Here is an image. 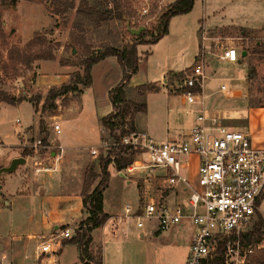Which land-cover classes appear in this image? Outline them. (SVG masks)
I'll return each instance as SVG.
<instances>
[{
	"label": "rangeland",
	"instance_id": "obj_1",
	"mask_svg": "<svg viewBox=\"0 0 264 264\" xmlns=\"http://www.w3.org/2000/svg\"><path fill=\"white\" fill-rule=\"evenodd\" d=\"M69 1L73 3L74 8L63 12L59 3L41 0H14V2L7 0L0 7V89L23 99L14 105L0 103V168L7 167L13 159L18 158L21 151L28 150L27 146L30 143L44 137L46 139L52 137L54 134L52 125L60 117L62 118L57 123L60 134L56 135V138L61 139L63 148H68L72 144L83 148L90 144H98V140L89 135L90 128L93 127L92 117L98 105L102 106L107 102V106H111L109 98L107 100L106 90L119 83L121 79L118 78L121 69L117 63L106 62L95 66L91 74V80L92 75L94 80L93 86L88 91L89 94L83 93L88 87L78 84L76 92L70 91L65 95H59L52 102L47 101L46 97L51 89H58L62 85L71 83L75 73L82 74L83 68L80 62L89 53L107 45L120 48L124 43L134 41L127 36L124 27H127V24L132 28L141 25L135 24V21L139 20L138 10L143 3L150 5L148 17L140 21L141 23L147 21V24H144L146 34L136 43V53L140 60L136 73L130 79L133 80V84L147 81L150 83L146 84V89L143 91L128 83L125 86V96L127 102L145 103V113L135 114L133 124L135 130H144L156 142L175 139L192 126V115L187 113L188 106L182 103L179 87L188 73V68L197 63L196 56L202 50L201 47L199 48L201 34H206L208 31L205 36L216 35L215 30L209 31L215 26L229 29H226L225 33L231 31V28L249 33H264V0H194L190 12L172 17L167 33L151 44L160 29L161 14L175 0ZM115 3L119 4L122 10V19L111 17L97 22L95 17L90 19L76 11L79 6L85 7V5L97 9L105 5L113 9ZM256 36L258 38L251 39V43L254 40H264L260 35ZM213 43L215 42H212L211 50L216 55L217 50ZM233 43L239 48L247 45L242 40ZM206 45L208 46L209 43ZM248 50L251 52V46ZM253 59L255 58L252 57L245 77V104L239 107L241 111L238 115L223 120L229 129L249 131L250 134L251 128L245 125L248 117H254L257 126L262 125L264 121V110L255 112V109L248 108V102L252 107L262 105L264 107V55L258 57L262 64L259 72L256 71ZM204 63L209 68H204L206 80L203 93L216 92L221 85L228 86L229 81L226 79L228 74L226 72L220 74V69L227 64L226 62L205 55ZM236 67L239 68L233 72L235 77L246 72L244 63ZM222 95L215 94L209 100H217ZM208 102V99L204 101L205 114L220 118L218 113L208 110ZM129 122L130 116H127L123 126L128 128ZM21 132L26 136L20 137ZM83 148L79 152L88 155L92 162L87 159L90 162L87 166L92 164L94 173L98 175L92 182L90 187L92 190L102 177L99 165L105 159H92ZM67 152L68 150H65V153ZM42 156L45 157L46 154L43 153ZM128 158L129 155H125L124 159ZM135 158L131 163L132 166L137 164L136 160L148 162L145 154L136 155ZM109 161L111 163L110 166L108 165V178L103 190L105 208L108 212L122 215L125 206H130L134 210L138 207L142 208L147 197L142 195L146 189L144 185L146 178L149 179L147 184L158 197L156 202L161 204L160 202L164 203L168 200L169 190L164 191L152 181V178L162 174L161 169L136 167L131 176H128L131 179L130 184H126V177L115 169L116 160L114 163L110 159ZM187 161V166L182 171L191 185L198 189L196 167L192 160L187 159ZM53 173L49 174L53 175ZM79 175L80 170L73 172L74 181ZM10 176L11 174L0 176V183ZM54 177L51 176L49 179L55 180ZM1 192L0 187V208L4 209L6 206H3L4 196ZM23 205L29 207L27 215L25 213L24 216L20 212V208H26ZM15 208L17 209L11 215L12 225L5 228L10 237L20 233V230H25L26 224H30L36 218L40 204L36 199L30 198L26 203L20 202ZM259 213L264 217V192L259 201ZM129 219H132L129 222L130 227L137 229L136 219L132 217ZM150 220L149 222L142 218L141 229L155 224V219ZM259 221L260 219L255 222V226ZM180 223L159 230L161 243L156 242L155 246L151 244L155 247L156 264H184L182 256L179 258L173 256L170 242L172 229ZM74 230L75 228L71 229L72 233ZM95 235L97 236V231ZM257 242L264 243L260 230ZM78 252L75 243H64L58 253L60 259L58 264L73 263L78 258ZM32 262L28 264H34Z\"/></svg>",
	"mask_w": 264,
	"mask_h": 264
},
{
	"label": "built area",
	"instance_id": "obj_2",
	"mask_svg": "<svg viewBox=\"0 0 264 264\" xmlns=\"http://www.w3.org/2000/svg\"><path fill=\"white\" fill-rule=\"evenodd\" d=\"M149 6V3H143L139 8V20L135 21V24H141L138 26L147 24V21H140L148 17ZM201 40L202 50L196 56L197 63L188 68L179 87L182 103L188 106L187 113L194 117V123L186 133L169 141L156 142L144 130H133L124 135H120L118 130H114L112 135L102 130V139L97 145L87 147L86 151L92 159L107 158L113 163L119 156L124 158L130 152H134L135 156L145 154L147 163L136 160L135 166L131 162L119 171L124 177L131 176L136 167L163 171L156 176V185L178 192L175 203L172 206L159 204L149 196L145 198L142 208L134 210L125 206L117 220L132 217L141 227L142 218L155 219L158 230L167 229L181 220L188 221L195 231L184 264H213L219 255L223 264H264L251 260L258 250L264 249V243L245 242L260 218L259 201L264 192V146H256L248 132L231 130L220 119L205 114L204 58L210 51L202 43L208 38L202 35ZM213 46L217 53L215 55L211 51V54L219 61H237L236 49L221 45V39ZM219 92L230 91L221 85ZM52 131L60 134L59 125H52ZM20 137H23L22 132ZM27 147L28 150L46 153L50 150L49 145L41 139ZM55 150L52 163L30 156L35 173H52L56 169L64 148L58 145ZM192 155L198 157V189L191 185L182 171ZM260 233L264 238V218ZM70 237L71 229L64 228L43 238L36 246L34 264H54L55 254L63 241ZM46 257L52 260L45 262Z\"/></svg>",
	"mask_w": 264,
	"mask_h": 264
},
{
	"label": "crops",
	"instance_id": "obj_3",
	"mask_svg": "<svg viewBox=\"0 0 264 264\" xmlns=\"http://www.w3.org/2000/svg\"><path fill=\"white\" fill-rule=\"evenodd\" d=\"M226 29L227 28H225L224 26H220V27L215 26L209 31L215 30L216 35L211 37L205 36L206 34H208V31L206 32V34L203 33L201 34L204 35L206 38H208V40L202 43L206 46V50H208V52L210 51V54L209 53L207 54L209 57H215V59L217 60L216 56L214 54H211L212 51L211 48H212V42L213 41L218 42L220 39H221V45L233 47L236 49L238 53V59L235 62L236 64L231 62H226L227 64L220 69V74L223 72H226V74H228V77L226 79L229 81V84L226 87L229 89L230 92L223 93L224 95H222L221 94L222 92L218 93L219 92L218 89L216 92H210L208 94H206L205 92L203 93L205 96L204 101H206V99H208L209 101L207 104L208 110L210 109L212 112L218 113L220 115L219 117L221 118L218 119H220L225 125L226 123L223 120L224 119L229 120L230 117H233L234 115H238L241 111L239 107L243 103L245 104L246 101L245 77H246V73L248 72V68L252 60V57L255 58L253 59V62L255 63L256 71L259 72L262 65L260 59H258V57H261L262 55L252 53L253 44L251 43V39L253 40L258 38L256 35H260V37L264 39V33L262 32L249 33L244 30L231 28L230 29L231 31L225 33L224 31ZM236 40L245 41L247 45L243 46V48H239L233 43V41ZM254 41H259V40H254ZM207 43H209L208 46L206 45ZM200 46H201V36H200ZM250 46H251V52H249L248 50ZM106 62L117 63L114 57H107L104 60L92 66L91 74L95 66ZM243 63L246 65V72L243 75L235 77L233 75V72L236 68H239L236 67V65H241ZM204 68L207 69L209 68V66L207 65V67L205 66ZM118 78L119 79L121 78V72H120V77ZM93 80L94 79L92 75L91 85L88 86V89L83 92L84 94H89L88 91L93 86ZM132 82L133 80L130 79L129 80L130 86L141 85L138 83L133 84ZM148 83L150 82L147 81L146 83H142V84H148ZM114 86H110L109 88H107L106 90L107 100L109 98L108 93L111 90V88H113ZM215 94H220L222 96L217 100L210 101L209 98ZM248 108L255 109V112L264 110V107H259V106L248 107ZM112 111H113L112 106L108 107L107 102L102 106L98 105L95 109L96 113H94V117H92L93 127L90 128L91 133L89 135L93 136L94 139L96 138L98 142L102 139L103 137L102 130H104L99 124V120L110 114ZM61 118L62 117H60V119ZM191 118L193 125L194 117L192 116ZM253 118L254 117H248L245 125H247L252 130L251 134L249 131L247 132L251 135L253 143L256 146L261 147L264 146V121L262 125L259 124L257 126ZM60 119H58V121L54 124H57ZM56 135L58 134L54 133L52 137L47 139L46 137H44L45 144L49 145L50 147L48 153H46L45 151L36 150L33 151L30 155H26L25 157H23L25 162L23 164L18 165L13 172L9 173L11 174V176L9 178L3 179L0 183V187L2 190L1 195L4 196L3 206H6V208L4 209L0 208V263L28 264L32 261H33L32 263H34L36 246L43 238L49 237L50 233L60 230L59 228H61L62 226H65L64 228L74 229L77 227L78 223L81 220L85 219L88 216V213L83 209L80 192H81L84 173L87 168V164L92 161H90L88 155L85 156L84 154L79 152L83 147H79L77 145L72 144L70 145V147L64 148L61 161L57 164L56 169L53 171L54 172L53 175L49 173L48 174L35 173L33 171V167L30 160L31 155L44 159L48 163H52L54 161L53 156L56 153L55 148L58 145L60 146L62 145L61 144L62 141H60L61 139L60 138L57 139ZM23 136H26L25 133L23 134ZM91 145L92 144H90V146ZM87 147H89V145L83 149H86ZM65 150H68V152L65 153ZM43 153L46 154L45 157L42 156ZM17 157H22L21 152ZM87 159H89L90 162ZM189 159L193 161L194 166L196 167L195 169L197 170L198 157L192 155L189 157ZM108 167H107V171H108ZM75 170L78 171L80 170V175L79 177H77L76 181H74L72 176ZM2 175H6V174H2ZM51 176H55L53 178L55 180L49 179L51 178ZM147 179L148 178L144 179V185L146 189L143 191L142 195H145L147 197L150 196L154 198L155 201H157L158 197L152 191L151 189L152 187H150L147 184V181L149 180ZM152 179H153L152 181L156 184L157 178L155 177ZM125 181L126 184H130L131 179H129V177L126 176ZM163 190L165 191L167 189H163ZM167 192L169 196L168 200L164 203L163 202L160 203L168 204L169 206H172L173 203H175V200L177 199L179 194L175 190H169ZM30 198L36 199L40 204V210L36 213V218H34V220H32L30 224H26L25 230L23 231L20 230V233L19 232L15 233V236L10 237L9 234L6 232L7 229L5 230V228L6 226L11 227L12 225L11 223L13 221L11 220V215H13L14 211L17 209L15 208V206L19 205L20 202L26 203V201ZM23 206H26V208L25 207L20 208L21 210L20 212L24 216L25 213L27 215L29 207L27 205H23ZM137 209H139V207ZM103 212L108 216V219L105 221L103 225L91 231L90 233L91 240L89 244V249H91L92 251H97V250L99 251L102 264H156L154 246L156 242L161 243V240H159L160 232L158 230L157 222L155 220H154L155 224L153 223L150 227L141 229L143 225L141 227H137L136 225L137 229H134L130 227L131 225L129 224V222L132 219H129L128 217L125 219L117 220V217L121 216L120 214H114L106 210L104 198H103ZM260 216L262 215L260 214ZM150 221L151 220H149V222ZM180 222L179 225H177L172 229L171 231L172 238L170 242H171V247H173L172 250L173 256H175L176 258L182 256L183 259L182 263H184L188 252V246L191 242V238L193 236L195 229L188 221L181 220ZM95 231H97V236L96 235L94 236ZM72 236H74V233H72ZM137 236H139V238ZM151 244H154V246H151ZM62 245L59 248L58 252L55 254L54 264H58L60 261V259L58 258V253L61 250ZM79 257H80V253L78 252L77 260L71 264H78ZM51 260H52L51 258L46 257L45 262H49Z\"/></svg>",
	"mask_w": 264,
	"mask_h": 264
},
{
	"label": "trees",
	"instance_id": "obj_4",
	"mask_svg": "<svg viewBox=\"0 0 264 264\" xmlns=\"http://www.w3.org/2000/svg\"><path fill=\"white\" fill-rule=\"evenodd\" d=\"M41 1H51L53 3H59L62 12L66 10L73 9V3L69 0H41ZM7 0H0V7H2ZM194 4V0H175L172 2L165 12H163L159 18L160 29L150 42L155 43L161 37H163L168 31V24L172 17L177 15H182L190 12ZM84 5V4H83ZM78 14H82L87 18H94L97 22L105 21L111 17L117 19H122V10L120 9L119 4L114 5L113 9L107 8L105 5L100 9L95 7H90L85 5V7L79 6L76 9ZM125 33L130 38H133L134 41L124 43L120 48L114 47L112 45H107L97 51L91 52L84 58L80 65L83 68L82 74L75 73L71 83L62 85L58 89H51L49 94L46 97V100L52 102L59 95H65L68 92H76L77 85L82 84L85 87L91 85V68L94 64L104 60L107 57H114L121 69V79L117 85H115L109 91V101L113 108V111L107 116L99 120L102 129L108 134L112 135L114 130H118L120 135L127 134L135 130L133 124V116L137 113H145L146 105L145 103H136V102H127L125 94V86L128 85L129 80L133 74L136 73L138 69L139 57L136 53V43L145 36L146 31L141 32L139 35H132L127 30V27H124ZM258 42V43H257ZM252 53L264 55V41H252ZM134 88L143 91L146 89V84H141L135 86ZM22 98H16L13 95L7 93L6 91L0 89V103L7 104H18L22 101ZM248 106L252 105L248 102ZM259 107H263L259 106ZM127 116H130L129 127L125 128L123 126V121ZM45 144V138L41 139ZM33 150H23L21 151V156L25 157L30 155ZM135 157L134 152L129 153V158L124 159L119 156L115 162V169L120 171L129 165L133 158ZM100 172L102 177L98 183L90 190L92 182L98 176L94 173V166L92 164L88 165L83 178L82 188H81V199L83 209L88 213V216L81 220L77 227L74 230V236L70 237L64 243L72 242L75 243L79 249L80 257L78 264H102L101 256L99 251H92L89 249L90 244V233L93 229L100 227L108 219V216L103 212V190L106 186L108 171L107 167L110 164L109 159H105L103 163L100 162ZM259 223L254 227L253 231L246 236L247 243H255L258 241V234L263 218L260 216ZM253 262L264 263V250L257 251L251 259ZM213 264H223L221 255L216 257L213 261Z\"/></svg>",
	"mask_w": 264,
	"mask_h": 264
},
{
	"label": "water",
	"instance_id": "obj_5",
	"mask_svg": "<svg viewBox=\"0 0 264 264\" xmlns=\"http://www.w3.org/2000/svg\"><path fill=\"white\" fill-rule=\"evenodd\" d=\"M13 2H14V0H13ZM127 30L132 35L137 36L145 30V27L139 26L137 28H132L129 26V24H127ZM24 162H25V160L23 157H18V158L13 159L7 167H1L0 168V175L9 174V173L13 172L18 165L23 164ZM121 175L124 176L122 173H121Z\"/></svg>",
	"mask_w": 264,
	"mask_h": 264
}]
</instances>
